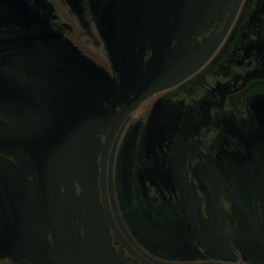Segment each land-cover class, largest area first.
Wrapping results in <instances>:
<instances>
[{"label":"flooded vegetation","instance_id":"obj_1","mask_svg":"<svg viewBox=\"0 0 264 264\" xmlns=\"http://www.w3.org/2000/svg\"><path fill=\"white\" fill-rule=\"evenodd\" d=\"M0 264H264V0H0Z\"/></svg>","mask_w":264,"mask_h":264}]
</instances>
